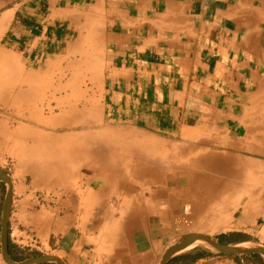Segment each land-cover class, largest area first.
I'll return each mask as SVG.
<instances>
[{
  "label": "rangeland",
  "instance_id": "1",
  "mask_svg": "<svg viewBox=\"0 0 264 264\" xmlns=\"http://www.w3.org/2000/svg\"><path fill=\"white\" fill-rule=\"evenodd\" d=\"M260 39L264 42V31ZM34 52L0 46V168L17 199L8 236L15 260L53 254L65 264H160L168 245L181 235L201 232L223 239L244 223L252 233L247 244L264 247V86L253 104L233 111L229 133L227 125L211 122L145 129L108 121L103 67L88 55L87 44L62 55L36 57ZM256 115L261 117L253 137L248 131ZM234 143L243 152L230 147ZM194 144L199 148L194 150ZM211 151L231 152L238 159L231 169L237 182L255 179L247 190H235L224 208L219 197L196 209L195 189L187 192L182 175L194 169L208 179L205 156ZM145 154L154 168H143L138 159ZM104 177L109 180H100ZM7 189L0 179V264H8L1 238ZM216 207L220 211L212 212ZM161 211L162 222L175 216L184 225L161 231L156 221ZM131 216L143 223L140 235L130 236L124 227ZM206 249L227 264H264L260 254L230 256L204 243L192 251Z\"/></svg>",
  "mask_w": 264,
  "mask_h": 264
},
{
  "label": "crops",
  "instance_id": "2",
  "mask_svg": "<svg viewBox=\"0 0 264 264\" xmlns=\"http://www.w3.org/2000/svg\"><path fill=\"white\" fill-rule=\"evenodd\" d=\"M263 8L264 0H0V46L37 57L87 44L103 67L110 123L176 130L211 122L231 130L233 109L244 111L264 86ZM158 215L161 231L184 225ZM128 219V235H140L143 223ZM242 226L220 240L250 242ZM188 250L167 264L228 263Z\"/></svg>",
  "mask_w": 264,
  "mask_h": 264
},
{
  "label": "bare ground",
  "instance_id": "3",
  "mask_svg": "<svg viewBox=\"0 0 264 264\" xmlns=\"http://www.w3.org/2000/svg\"><path fill=\"white\" fill-rule=\"evenodd\" d=\"M242 110H243V108L240 109V107L233 109V111H235L237 113H241ZM258 117H261V116L260 115H256L254 117V119H253L254 125L252 127H250L249 131H248L250 134H252L253 137L255 136V133L259 130V125H257V123H259V121H257V119H256ZM231 122L233 123L234 120L231 119ZM237 122H239V121H237ZM248 132H246V133L248 134ZM227 133H229V130L227 131ZM219 142H221V145L222 144L225 145L223 141H219ZM194 145H195L194 150L198 149L199 146H200L199 144H194ZM226 147H228V146H226ZM230 147H233V148H235L238 151H242V150H240L239 143H234ZM254 148L257 149L258 147H256V145H249V149H254ZM230 153L231 152H225V153H221L220 155L219 154L217 155L216 152H212L211 151L210 155L205 156L206 157L205 161H206V163L208 164V167H209V169H208L209 170L208 171L209 172L208 179H204L202 177L197 176V174L194 173V171H195L194 169H192L194 171L186 170L185 172H187V173H185V175H182V178H183L182 180H183V183L187 187V192L189 194H191L193 189H195L193 191V196H195L194 200H193V204H194L193 207L195 206L196 209L204 208V205L210 203V200H212V201L214 200L215 201L219 197H220V200H221V204H219V206H221V208H224L226 206L227 202H229V200L231 198H233V196L235 194V192H234L235 190L243 191L241 188L247 190V188L250 187L251 183L255 179L254 176L250 177V178L247 176L248 177L247 181L237 182L238 181V177L237 176L234 177L232 175L233 170H231V169H233L234 165L236 163H238V159L236 157L232 156ZM145 156H146V158L139 157V159H138V160L141 161V164H142L143 168L144 169L154 168L156 166V164L151 162L149 157L147 158V154H145ZM205 161H204V159H200L199 160V162L203 163V164H205ZM249 163H250V161H249ZM209 164L211 166H209ZM157 165H158V163H157ZM216 165H219V166L217 167ZM258 165H260V164H258ZM261 166H263V165H261ZM186 168H188V167H186ZM217 168H219L220 171H217ZM197 170H199V169H197ZM113 179H114V177H113ZM100 180H103L104 182H106V180H109V179L104 177V178H102ZM114 180H116V179H114ZM226 180H231L234 184L231 185L230 187H228V184H225ZM202 185L205 186V188L207 189V192H205L206 195L203 196V198L201 197V194L204 195L203 191L201 192V190H202L201 188H204ZM193 187H195V188H193ZM204 199H206V200H204ZM208 209H210V208H208ZM218 209H219V207H216L215 209H212L211 211L216 213V212L220 211ZM215 210H216V212H215ZM261 211H262V213H264V209H262ZM220 217H222V216H220ZM200 243H204V242L203 241H196V242L192 243L191 245L187 246L185 249H183L181 251H186L188 249H192L194 247H197ZM240 246H249V244L243 243Z\"/></svg>",
  "mask_w": 264,
  "mask_h": 264
},
{
  "label": "water",
  "instance_id": "4",
  "mask_svg": "<svg viewBox=\"0 0 264 264\" xmlns=\"http://www.w3.org/2000/svg\"><path fill=\"white\" fill-rule=\"evenodd\" d=\"M0 179L5 181L8 184V189L3 203L2 209V226H1V238H2V255L4 260L8 264H46V263H55V264H65V262L57 255L53 254H39L28 257L23 260H15L10 252L9 247V219L12 210V201H13V191L11 180L8 173L0 168ZM196 241H203L207 247L213 249L214 251L230 255H251V254H260L264 257V247L259 245L252 246H240L241 244H228L222 242L219 238H215L209 234L201 232H191L179 236L173 240L169 246L166 248L160 264H167L168 260L175 254L181 252L187 246L191 245Z\"/></svg>",
  "mask_w": 264,
  "mask_h": 264
},
{
  "label": "trees",
  "instance_id": "5",
  "mask_svg": "<svg viewBox=\"0 0 264 264\" xmlns=\"http://www.w3.org/2000/svg\"><path fill=\"white\" fill-rule=\"evenodd\" d=\"M9 246L11 247V243H10V242H9ZM10 252H11V249H10ZM204 253L211 254L212 251L209 250V249H206V250L204 251ZM52 264H55V263H52Z\"/></svg>",
  "mask_w": 264,
  "mask_h": 264
}]
</instances>
